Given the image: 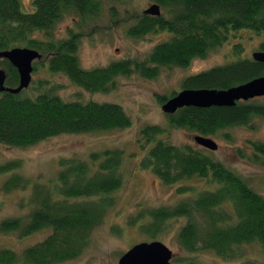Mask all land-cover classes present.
I'll list each match as a JSON object with an SVG mask.
<instances>
[{
    "label": "trees",
    "instance_id": "16d2710c",
    "mask_svg": "<svg viewBox=\"0 0 264 264\" xmlns=\"http://www.w3.org/2000/svg\"><path fill=\"white\" fill-rule=\"evenodd\" d=\"M151 1L165 13L137 17L128 33L141 37L161 30L170 35L155 44L142 60L124 59L84 69L77 57L78 34L70 33L60 40L28 38L34 30L49 31L67 12L72 11L80 18L96 15L101 9L100 0H32L29 11L22 9L20 0H0V51L26 41L28 48L41 53V58L33 63V70L44 62L50 72L65 75L85 90L105 92L114 88L118 76L137 72L154 78L160 67H185L194 58L206 57L210 50L240 30L264 35V0ZM242 49L239 42L235 43L234 61L188 75L182 80L181 89H228L264 76V63L242 57ZM259 50L264 51V40ZM0 69L5 73V86L16 87L19 81L16 68L0 58ZM38 87L42 89L35 95L26 94L25 89L14 94L0 91V143L26 147L61 133L125 128L131 124L116 103L66 101L55 88L45 87L41 81ZM169 98L158 96V101L162 103ZM254 99L238 101L233 106H185L166 116L171 127L201 136L214 135L231 126L250 125L254 116H264V104ZM163 132L157 124L139 130L136 145L145 151L140 165L165 184H177L176 192L193 196L172 206L148 209L145 216L141 214V218L151 220L144 229L154 235L166 221L184 217L176 239L185 251L201 248L233 257L236 247L257 243L264 252V195L221 161L189 145L167 142L161 138ZM249 146L251 158L264 157V142L252 141ZM123 161L121 149L91 152L86 159L64 158L60 160L55 181L47 186L32 185L18 172V160L0 163V174L7 175L2 190H27L32 186L30 202L34 204L25 219L0 220V232L28 236L50 230L42 241L23 250V259L31 264L60 263L78 257L90 230L102 221L107 208L114 203L111 194L124 183ZM192 177L207 180L211 186L195 191L180 183ZM17 257L12 250H0V264H14ZM242 264L262 263L248 259Z\"/></svg>",
    "mask_w": 264,
    "mask_h": 264
},
{
    "label": "rangeland",
    "instance_id": "374dc122",
    "mask_svg": "<svg viewBox=\"0 0 264 264\" xmlns=\"http://www.w3.org/2000/svg\"><path fill=\"white\" fill-rule=\"evenodd\" d=\"M100 1L101 9L96 15L80 18L72 11L67 12L49 31L34 30L28 34V38L60 40L67 38L70 33L78 34L77 57L84 69L102 67L124 59L142 60L155 44L168 39L170 34L161 30L141 37L128 33L129 27L136 24L137 17L144 14L143 10L155 2ZM20 2L23 10L32 9V0ZM159 7L160 14H164V9ZM263 40V34L240 30L210 50L206 57L194 58L185 67H160L154 78L143 77L137 72L118 76L114 81V88L105 92L85 90L72 83L65 75L50 72L44 62L36 65L31 74V82L25 89L26 94L35 95L42 89L38 87L41 81L45 87L55 88V92L66 101L116 103L131 120L130 126L125 128L61 133L26 147L0 143V163L18 160V172L28 178L32 185L40 186H47L55 181L60 160L64 158L86 159L91 152L104 149H121L124 152L121 166L124 183L111 194L114 203L107 208L102 221L90 230L80 255L53 264H117L120 256L134 244L154 240L161 241L172 251V264H242L248 259L264 264V252L257 243L236 247L233 257H223L209 249L200 248L194 252L181 249L176 234L185 222L184 217L166 221L154 235L147 232L144 227L151 220L141 218V214L145 216L151 208L175 205L193 194L176 192L177 184H165L150 169L142 167L140 161L145 151L136 145L139 130L146 125L157 124L164 129L161 138L167 142L189 145L221 161L264 195V157L251 158L252 149L249 146L252 141L264 142V116L252 117L250 125L231 126L214 135L205 136L218 145L216 150H208L195 143L196 132L171 127L167 114L161 109L166 100L162 103L158 101V96L169 98L172 93L180 91L181 82L188 75L234 61L237 57L232 51L235 43L239 42L243 47L240 54L242 57H251L254 51L259 50V44ZM13 47H27L26 41L17 42ZM253 101L264 104V96ZM225 134L229 137L225 138ZM6 177L7 175L0 174V220L8 217L25 219L34 207L30 202L32 186L27 190L4 192L1 186ZM180 183L191 186L195 191L211 186L207 180L198 177L184 179ZM49 233V229L28 236H21L19 232H0V250L14 251L18 256L14 264H31L23 259V250L42 241Z\"/></svg>",
    "mask_w": 264,
    "mask_h": 264
},
{
    "label": "water",
    "instance_id": "95a60500",
    "mask_svg": "<svg viewBox=\"0 0 264 264\" xmlns=\"http://www.w3.org/2000/svg\"><path fill=\"white\" fill-rule=\"evenodd\" d=\"M152 15L160 14L157 3L151 4L145 11ZM252 59L264 63V51L257 50ZM0 58L7 59L19 75L16 87L5 86V73L0 69V91L19 93L26 89L32 79L33 62L41 58V53L28 47H12L0 51ZM264 96V76L254 78L246 83L228 89H188L184 88L167 99L161 109L166 114H173L185 106L210 107L233 106L238 101H247ZM196 144L209 150H216L217 143L205 136L195 135ZM172 251L161 241L140 242L134 244L118 259L117 264H172Z\"/></svg>",
    "mask_w": 264,
    "mask_h": 264
},
{
    "label": "flooded vegetation",
    "instance_id": "af4514ba",
    "mask_svg": "<svg viewBox=\"0 0 264 264\" xmlns=\"http://www.w3.org/2000/svg\"><path fill=\"white\" fill-rule=\"evenodd\" d=\"M150 5H151V4H149L148 7H149ZM148 7H146V8L143 10V13H144V14H149V13H145V12H144ZM149 15L154 16V15H152V14H149ZM34 62H35V61H34ZM34 62H33V63H34Z\"/></svg>",
    "mask_w": 264,
    "mask_h": 264
}]
</instances>
